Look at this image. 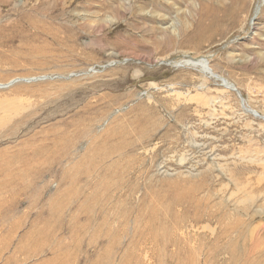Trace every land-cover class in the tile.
Listing matches in <instances>:
<instances>
[{
  "label": "rangeland",
  "instance_id": "rangeland-1",
  "mask_svg": "<svg viewBox=\"0 0 264 264\" xmlns=\"http://www.w3.org/2000/svg\"><path fill=\"white\" fill-rule=\"evenodd\" d=\"M0 85V264H264V0H0Z\"/></svg>",
  "mask_w": 264,
  "mask_h": 264
},
{
  "label": "bare ground",
  "instance_id": "bare-ground-1",
  "mask_svg": "<svg viewBox=\"0 0 264 264\" xmlns=\"http://www.w3.org/2000/svg\"><path fill=\"white\" fill-rule=\"evenodd\" d=\"M190 64L195 65V66H200L204 71L208 72V73H212V69L209 67L208 63L205 61V59H199L198 61H190ZM224 81V79H223ZM226 82V81H224ZM5 86V85H4ZM0 87H3L2 85H0ZM257 114V113H256ZM140 133V132H139ZM143 133V132H142ZM128 134V133H127ZM141 135V134H140ZM145 135V134H144ZM149 135V134H147ZM135 138V137H134ZM142 138V136L140 137ZM145 139V138H144ZM149 139V138H148ZM142 143V142H141ZM136 144V143H135ZM115 148V147H114ZM114 150V149H113ZM115 151V150H114ZM116 152V151H115ZM96 153V152H95ZM101 153V152H100ZM99 153V154H100ZM98 154V153H97ZM103 155V154H102ZM99 155V156H102ZM105 155V154H104ZM104 157H108L107 155H105ZM86 158V157H85ZM109 158V157H108ZM85 162V161H84ZM83 162V163H84ZM89 169H87L86 167H81L80 165L76 167L77 173H79L80 171H84L87 172L90 170V167L87 166ZM92 169V168H91ZM50 171V169H49ZM71 195V194H70ZM69 195V196H70Z\"/></svg>",
  "mask_w": 264,
  "mask_h": 264
},
{
  "label": "water",
  "instance_id": "water-1",
  "mask_svg": "<svg viewBox=\"0 0 264 264\" xmlns=\"http://www.w3.org/2000/svg\"><path fill=\"white\" fill-rule=\"evenodd\" d=\"M206 61H207V59H205ZM36 78H34V80H35ZM18 80H21V79H18ZM15 81H17V80H14V81H12V82H10L9 84H7V85H11V84H13ZM6 86V85H5ZM258 115V114H257Z\"/></svg>",
  "mask_w": 264,
  "mask_h": 264
}]
</instances>
